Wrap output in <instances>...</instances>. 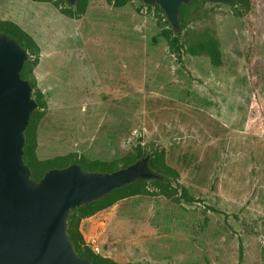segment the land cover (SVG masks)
<instances>
[{
    "label": "rangeland",
    "instance_id": "rangeland-1",
    "mask_svg": "<svg viewBox=\"0 0 264 264\" xmlns=\"http://www.w3.org/2000/svg\"><path fill=\"white\" fill-rule=\"evenodd\" d=\"M76 8L0 0L1 20L38 48L37 158L120 166L162 152L169 182L198 200L150 184L81 220L85 244L118 264H264V0L190 2L178 35L141 0Z\"/></svg>",
    "mask_w": 264,
    "mask_h": 264
},
{
    "label": "water",
    "instance_id": "water-1",
    "mask_svg": "<svg viewBox=\"0 0 264 264\" xmlns=\"http://www.w3.org/2000/svg\"><path fill=\"white\" fill-rule=\"evenodd\" d=\"M75 7L77 0H64ZM193 1L229 4L233 0H141L158 6L172 31L180 32V5ZM28 54L19 42L0 33V264H93L70 239L68 221L86 207L127 186L156 184L164 176L145 155L111 172L84 170L72 163L53 168L38 180L23 162L24 133L38 104L21 71Z\"/></svg>",
    "mask_w": 264,
    "mask_h": 264
},
{
    "label": "trees",
    "instance_id": "trees-1",
    "mask_svg": "<svg viewBox=\"0 0 264 264\" xmlns=\"http://www.w3.org/2000/svg\"><path fill=\"white\" fill-rule=\"evenodd\" d=\"M115 7H123L127 4L129 0H111ZM87 0H78L77 2V12H81L85 7ZM197 1H193L196 3ZM185 7V5H180V12ZM79 16L80 14H75ZM0 33H4L11 38L16 39L19 44L29 52L28 60L25 62L24 67L21 71V76L24 79L29 80L33 89H35V83L29 79V74L35 60H31V57L38 54V48L33 41L23 32L16 24L9 21H2L0 18ZM165 38L169 40V36L165 34ZM170 45L174 52L180 55L181 44L178 36L173 37L170 40ZM34 98L38 104V109L35 110L29 118L28 126L24 133V147H23V162L30 169V177L34 181H38L44 174L53 168H63L72 163L79 164L84 170L87 171H98V172H111L122 167H126L132 164L136 159L140 158L142 155L139 154L135 160H123L121 165L118 166L117 163L108 164L102 160H89L83 156H65V157H55L50 160L41 161L37 158L36 148H37V126L44 117V113L41 110L43 107L41 101V94L37 91L34 92ZM150 166L156 172L164 174L165 179L162 182L151 185L157 190L158 195L163 196L166 199L171 200L174 203H198V200L194 198L186 189H178L174 187L169 178L172 175H176L175 171L164 164V156L162 152H155L150 160ZM149 185L144 183H138L134 185L127 186L123 189L115 190L111 192L107 197L93 202L89 206L75 208L71 214L68 221L67 233L72 240L76 251L81 257H84L91 261L93 264H118L108 258H104L98 254H95L86 244L82 234L79 231V224L81 220L89 218L101 212L111 206H113L118 201L123 199L134 197L137 195L147 194V188ZM211 209V208H210Z\"/></svg>",
    "mask_w": 264,
    "mask_h": 264
}]
</instances>
